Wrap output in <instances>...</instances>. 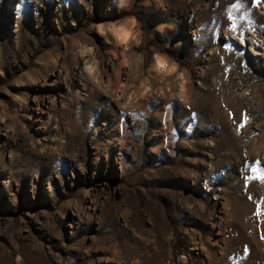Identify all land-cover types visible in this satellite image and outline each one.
Returning <instances> with one entry per match:
<instances>
[{
  "label": "rangeland",
  "instance_id": "obj_1",
  "mask_svg": "<svg viewBox=\"0 0 264 264\" xmlns=\"http://www.w3.org/2000/svg\"><path fill=\"white\" fill-rule=\"evenodd\" d=\"M0 264H264V0H0Z\"/></svg>",
  "mask_w": 264,
  "mask_h": 264
},
{
  "label": "snow or ice",
  "instance_id": "obj_2",
  "mask_svg": "<svg viewBox=\"0 0 264 264\" xmlns=\"http://www.w3.org/2000/svg\"><path fill=\"white\" fill-rule=\"evenodd\" d=\"M233 7H235V5H233ZM241 127H243V124H241Z\"/></svg>",
  "mask_w": 264,
  "mask_h": 264
}]
</instances>
